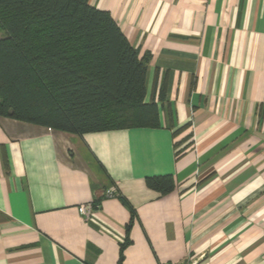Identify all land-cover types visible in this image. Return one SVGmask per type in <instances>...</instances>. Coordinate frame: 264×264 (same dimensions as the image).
<instances>
[{
    "label": "crops",
    "instance_id": "obj_1",
    "mask_svg": "<svg viewBox=\"0 0 264 264\" xmlns=\"http://www.w3.org/2000/svg\"><path fill=\"white\" fill-rule=\"evenodd\" d=\"M89 4L148 58L158 127L0 117V264H264V0Z\"/></svg>",
    "mask_w": 264,
    "mask_h": 264
},
{
    "label": "trees",
    "instance_id": "obj_2",
    "mask_svg": "<svg viewBox=\"0 0 264 264\" xmlns=\"http://www.w3.org/2000/svg\"><path fill=\"white\" fill-rule=\"evenodd\" d=\"M0 30V117L78 135L158 127L148 58L89 0H0ZM145 182L174 188L171 176Z\"/></svg>",
    "mask_w": 264,
    "mask_h": 264
},
{
    "label": "built area",
    "instance_id": "obj_3",
    "mask_svg": "<svg viewBox=\"0 0 264 264\" xmlns=\"http://www.w3.org/2000/svg\"><path fill=\"white\" fill-rule=\"evenodd\" d=\"M115 195L113 194V192L111 190H107L104 192V197L107 198H112ZM97 207V204H95V202H91V203H87L84 205H81L78 207V212L80 213V215H82L85 219H89L92 212L94 211V209Z\"/></svg>",
    "mask_w": 264,
    "mask_h": 264
},
{
    "label": "rangeland",
    "instance_id": "obj_4",
    "mask_svg": "<svg viewBox=\"0 0 264 264\" xmlns=\"http://www.w3.org/2000/svg\"><path fill=\"white\" fill-rule=\"evenodd\" d=\"M4 37V33L0 30V38ZM185 264H192V262L187 261Z\"/></svg>",
    "mask_w": 264,
    "mask_h": 264
}]
</instances>
